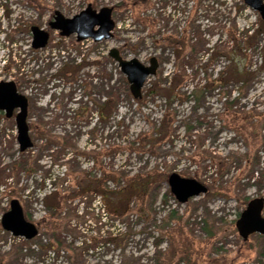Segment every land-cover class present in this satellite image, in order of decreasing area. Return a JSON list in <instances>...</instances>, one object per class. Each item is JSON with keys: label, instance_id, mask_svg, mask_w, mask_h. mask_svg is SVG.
<instances>
[{"label": "rangeland", "instance_id": "rangeland-1", "mask_svg": "<svg viewBox=\"0 0 264 264\" xmlns=\"http://www.w3.org/2000/svg\"><path fill=\"white\" fill-rule=\"evenodd\" d=\"M88 5L94 10L104 6L112 9L111 17L115 26L110 38L99 42L91 39L77 41L75 34L61 36L57 29L49 26L54 11L64 17H72ZM33 25L48 33V41L42 48L31 47L30 27ZM228 26L230 27L227 28ZM231 27L238 30L247 27L262 29L264 33V21L243 0H0V81H14L17 91L26 96L28 110L30 108L32 113L30 122L37 121L35 114H42V119L47 122L51 142L50 148L45 151V145L50 142L38 141L41 138L39 135L34 136L38 137L34 142L29 129L33 144L20 152L14 121L16 110L11 117L1 114L0 220L9 209L10 200L15 198L21 204L25 218L37 227L40 219L45 216L43 197L53 189L50 178H55V184L59 187L66 176L64 163L67 152L60 143L62 144V138L67 133L74 135L71 149L76 154L74 165L86 171L94 166L93 159L102 154L105 164L124 165L130 169L145 162L147 170L158 167L159 171L195 179L206 187L205 192L189 197L185 203L178 202L170 192L171 195L167 194V201L163 204L160 200L162 193L169 189L168 175L167 179L160 182V194L156 198L147 194L148 200L145 196V216L139 217L134 211L128 217L127 222L133 225L135 233L125 247L129 250L126 254L141 256L140 264H152L151 256L156 249L164 252L167 257L177 247L181 250L175 251L173 264L185 263L183 260L186 255L190 258V264H264V234H251L244 241L235 227V221L245 207L241 199L264 198V180L260 186L246 177L236 183L232 173L218 175L208 161L196 163L190 158V154L198 149L184 133L183 126L189 119L190 124H194L202 114L206 116L207 122H212L207 133L199 134L200 140L205 136L204 148L222 155L229 150H244V139L234 135L231 129L219 125L215 112L220 107V99L216 93L207 96L199 105L189 99L174 102L175 126L170 141H163L154 153L145 151L140 156L141 159L120 149L119 144L125 135L111 133L108 123L102 124V132H94L92 135L86 133L98 121L96 106L91 98L94 94L95 100L97 98L99 65L102 64L107 70H114V67L118 69L107 54L110 48H117L125 59L137 58L145 65H148L150 57L157 58L159 66L155 75L148 77L141 89V93L145 94L155 81L158 71L162 72L163 78L167 76L169 81L176 59L175 42L180 54L185 55L182 44L194 41L196 34L209 41L206 45H212L216 40L220 45L218 56L210 65L214 75L228 63L222 47L227 42V32ZM169 34L176 36H172L173 39L176 38L173 40L174 49L158 42L160 36ZM258 44L249 53L251 68L262 62L264 34ZM11 53L12 60L9 59ZM202 53L201 51L200 54ZM184 58L189 59L187 56ZM97 61L99 63L96 64ZM70 62L73 65L84 62L75 80H69L62 74L63 68ZM12 63L9 69L8 65ZM114 79L115 75L110 82ZM200 80V75L189 78L183 88L191 90ZM235 88V85H231L232 94ZM241 102L245 108L253 107L257 113L264 111V69L254 77ZM84 104L89 113L86 125L84 119L74 116V112ZM164 108L162 96H155L153 99L147 97L141 108L136 104L125 103L124 107L119 108L118 116H125L129 137L133 138L138 132L149 130L150 123L158 121L165 112ZM260 135L264 136V127ZM40 144L43 145L42 150L38 148ZM110 149H116L113 157L108 156L111 154ZM258 152L264 161V147L261 146ZM90 179L87 178L88 182ZM107 184L114 188L115 183L107 181ZM228 187L229 190L225 189ZM139 201L140 199H131L130 205ZM148 201L151 202V207L147 205ZM72 206H75V202ZM92 206L95 211H104L100 195L94 197ZM79 207L81 208L80 205ZM168 208L183 215L181 223L175 225L170 222L165 226L166 231H174L178 234L177 237L174 234L168 238L166 231L164 235L158 234L157 224L152 223L154 219L157 222L161 219L166 221L164 216ZM262 214L264 216V211ZM123 226L121 221L116 220L111 229L122 231ZM37 229L38 234L26 240L13 236L0 223V264H92L97 258L104 260L107 257L111 264H117L121 260L119 250H107L106 247L100 249L99 246L95 249L88 243H83L85 249L82 254L71 250L56 253L51 249H39L38 245L44 244L49 234L46 226L41 227L39 224ZM92 229L94 225L91 219L80 225L79 232L69 229L72 233H66L65 244H69L71 248L79 246V242L90 238ZM174 237L179 244L174 243ZM158 239L161 242L159 247L155 246ZM180 239L187 242V253L182 249ZM28 247L33 251L30 252ZM126 256L124 255V259Z\"/></svg>", "mask_w": 264, "mask_h": 264}, {"label": "trees", "instance_id": "trees-1", "mask_svg": "<svg viewBox=\"0 0 264 264\" xmlns=\"http://www.w3.org/2000/svg\"><path fill=\"white\" fill-rule=\"evenodd\" d=\"M262 34H264L262 29L254 30L247 27L246 29L238 30L235 27H231L227 32V42L225 41V45L222 47L225 50V56L228 57V63L217 70L214 75L211 72L210 65L214 63V58L218 56L220 45H218L217 40L212 45H206L209 41L204 40L201 38V35L196 34L194 41L182 44L186 52L185 55L180 54L181 51L178 50L175 42L177 50L176 59L173 63V70L169 81L167 80V76L163 78L162 72L158 71L155 81L151 83L149 89L139 99L132 98L128 83L119 69L114 67V70H107L102 64L99 65L100 76L98 78L100 80L96 86L97 98L95 100V94L91 98L96 106L95 110L98 121L86 133L92 135L94 132H102V124L108 123L111 133L119 132L125 135V138L119 144L120 149H123V152L126 151L130 156L131 154L137 155L141 159L140 156L145 151L154 153V150L159 149V145L163 141H170L169 138L172 136L175 126L174 102L178 103L189 99V101H194L196 105H199L207 96L216 93L220 99V107L215 112L219 125L231 129L234 135L244 139V150H229L226 154L222 155L212 149L204 148L205 136L200 140L199 134L207 133L212 127V122H207L206 116L202 114L198 116L194 124H190L191 119H189L183 126L184 133L191 140L194 147L198 149L195 150V153L190 154V158L196 163L208 161L215 168V173L218 175L232 173L231 176L235 179L236 183L241 182L246 177L253 179L255 185L258 183L260 186L264 180V161L261 160L258 151L261 146L264 147V136L260 135V131L264 127V111L257 113L253 107L245 108L241 100L244 98L245 92L254 77L260 70L264 69V56L260 64L261 66L258 65L251 68V55L249 54L254 48L259 46L258 42ZM169 35L160 36L158 42H163L174 49L173 40L176 38H172L173 34ZM201 51L203 52L202 54H200ZM184 56L189 57V59H185ZM12 58L11 53L9 59L12 60ZM13 63L8 65L9 69H11ZM83 65L84 62L80 65H73V62H70L63 68L62 74L69 80H75ZM113 75H115L116 79L111 83ZM199 75L201 76V80L191 90L183 88L189 78ZM231 85H235L236 87L233 94ZM155 96H162L165 112H163L158 121L150 123L149 130L145 132L140 131L135 137L130 138L125 116H118L119 108L124 107L125 103H129V105L136 104L141 108L145 98L153 99ZM86 107V104H84L83 107L78 108L74 112V116L84 119L85 125L88 123L87 118L89 116ZM31 115L32 113L29 108L27 120L34 142L38 138L34 137L36 135L41 137L38 141L43 143L50 142L47 122L42 119V114H35L37 121L35 120L34 122H30V119H32ZM73 137V134L67 135L66 133V136L62 138V144L60 143V145L66 148L67 152L64 163L66 164L65 179H63L58 187L55 184L56 179L51 177L50 181L53 183L51 184L53 189L43 197L45 200V216L40 219L37 227L39 224H41V227L46 226L49 235L44 244L38 245L39 249H51L56 253L60 250L66 252L71 250L82 254L83 249H85L83 243H88L92 244L91 247L95 249L99 246L100 249L106 247L107 250H119L121 260L117 264H140V255L126 254V251H129L125 248L128 243L127 241L135 233V230L132 228L133 225L130 222L128 223L127 220L134 211L139 217L145 216V196L149 194L150 197L156 198L160 194V182L167 179L169 172L159 171L158 167L147 170L145 162L136 167H130V169L125 168L126 166L124 165L113 166L111 163L105 164L102 154L96 157L95 160L93 159L94 164H92L94 166L91 170L86 171L74 165L76 154H73L71 150L73 148ZM50 144L51 142L45 145V151L50 148ZM38 148L42 150L43 145H38ZM110 150L111 154L108 156L113 157L116 149ZM18 161L22 162L21 160ZM124 163L126 162L124 161ZM87 178H91L90 182H88ZM107 181L115 183L114 188L109 187ZM225 189L229 190L230 187ZM167 194H170L168 188L161 195L160 201L163 204L167 201ZM96 195H100L102 199L104 214L100 210L95 211L92 206ZM149 196L146 198L148 199ZM131 199H134V201L135 199H140V201L135 205H130ZM241 200L243 205H245L248 198L243 197ZM74 202L75 206H72ZM147 205L151 207V202L148 201ZM164 217L166 221L161 219L157 222V219H154L152 222L153 225L157 224L158 229L156 231L161 235H164V231H166L165 226H168L170 222L175 225L181 223L183 215H180L175 209L168 208ZM89 219H91L94 225L90 238L84 242H79V246L76 245L72 248L69 244H65L67 239L66 233H72V228L79 232L80 225ZM116 220L124 224L122 231L111 229ZM166 233L168 238H171L175 234L174 231H166ZM177 235L175 234V237ZM208 235L210 234L208 233ZM175 237L173 238L174 243L179 244L177 243L178 241H175ZM159 240L155 242V246H160L161 242ZM180 240L182 241V249H185V253H187V242L185 241L184 243V239ZM28 249L30 252L33 251L29 247ZM177 249L181 250V248L177 247L174 253L169 254L167 257L164 256V252L156 249L151 256L153 259L152 264H173L172 260ZM124 255H127L125 259ZM189 259L188 255H186L183 260L185 263L183 264H190ZM92 264H111V262L108 257L104 260L97 258Z\"/></svg>", "mask_w": 264, "mask_h": 264}, {"label": "water", "instance_id": "water-1", "mask_svg": "<svg viewBox=\"0 0 264 264\" xmlns=\"http://www.w3.org/2000/svg\"><path fill=\"white\" fill-rule=\"evenodd\" d=\"M243 2L264 21L263 0H243ZM111 12L110 7L104 6L99 10H94L90 5L72 17H64L58 11H54L48 24L52 29H57L61 36L75 34L77 41L91 39L93 42H99L112 36L111 31L115 23ZM30 31L32 34L31 47L34 49L44 47L48 41V33L34 25L30 27ZM107 54L125 76L132 97L140 98L141 89L146 79L154 76L159 66L157 58L150 57L148 65H145L137 58H123L115 47L110 48ZM15 109L17 110L14 115L16 141L19 151L22 152L32 146L26 121L28 100L26 96L17 91L14 81H0V116L3 112L5 117H11ZM167 182L170 192L180 203H185L189 197L206 191V187L197 180L183 178L177 174L169 175ZM263 208L264 198L255 197L249 199L244 209L239 213L235 227L244 241L251 234H264ZM0 223L2 228L13 236L26 240H30L38 234L36 225L25 218L21 204L15 198L10 200L9 209L2 215Z\"/></svg>", "mask_w": 264, "mask_h": 264}]
</instances>
